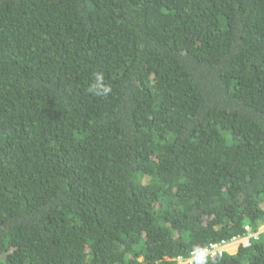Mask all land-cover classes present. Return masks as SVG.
<instances>
[{"label":"trees","instance_id":"1","mask_svg":"<svg viewBox=\"0 0 264 264\" xmlns=\"http://www.w3.org/2000/svg\"><path fill=\"white\" fill-rule=\"evenodd\" d=\"M264 223V0H0V264H175ZM193 264H264V231Z\"/></svg>","mask_w":264,"mask_h":264},{"label":"clouds","instance_id":"2","mask_svg":"<svg viewBox=\"0 0 264 264\" xmlns=\"http://www.w3.org/2000/svg\"><path fill=\"white\" fill-rule=\"evenodd\" d=\"M262 225H264V223L262 224ZM245 227H248V229H246ZM244 227V231H245V234H244V236H242V237H234V238H232L230 241H233V243L231 244V245H227L228 244V242L229 241H225V240H223V241H225L226 243H225V246H224V251H223V253L221 254V255H218V256H215V257H213V258H209V259H207V260H205V261H199V260H195L193 263H199V262H207V261H209V260H211V259H214V258H217V257H220V256H223L224 254H226V253H228V254H233L231 251H230V248H233V245H234V239H236V240H238L239 242H238V244H239V246L241 245L240 243H242V242H240V240L242 239V238H245L244 240H243V243L244 244H242V245H248L249 244V241L250 240H256V239H258V237H259V235L264 231H260L259 230V228H258V230L257 231H252L251 230V228L249 227V226H245ZM220 241H222V240H220ZM220 241H216V242H220ZM211 243V242H210ZM209 244V243H208ZM207 244V245H208ZM207 245H205V246H203V247H198V248H195L194 250H192V251H190L189 252V254H188V256L187 257H180V256H178V257H176V259H175V264H187V261H189V260H191V259H194V255L192 254V252L193 251H195L196 249H199V248H204V247H206ZM239 246H237V247H239ZM236 251H237V249H236ZM235 251V252H236ZM234 252V253H235ZM192 263V264H193Z\"/></svg>","mask_w":264,"mask_h":264},{"label":"built area","instance_id":"3","mask_svg":"<svg viewBox=\"0 0 264 264\" xmlns=\"http://www.w3.org/2000/svg\"><path fill=\"white\" fill-rule=\"evenodd\" d=\"M248 229V227H245ZM225 241L211 242L204 248L196 249L192 252L194 259L187 261V264H192L195 260L205 261L209 258L221 255L224 251Z\"/></svg>","mask_w":264,"mask_h":264},{"label":"rangeland","instance_id":"4","mask_svg":"<svg viewBox=\"0 0 264 264\" xmlns=\"http://www.w3.org/2000/svg\"><path fill=\"white\" fill-rule=\"evenodd\" d=\"M259 230L260 231H263L264 230V225H261L260 227H259ZM245 238H242L241 240H240V242H242V243H240V244H244L243 243V240H244ZM238 240H236V239H234V245H233V248H230V251L232 252V253H234L235 251H236V249H238V247L237 246H239V244H238ZM233 243V241H229L228 242V246L229 245H231Z\"/></svg>","mask_w":264,"mask_h":264}]
</instances>
